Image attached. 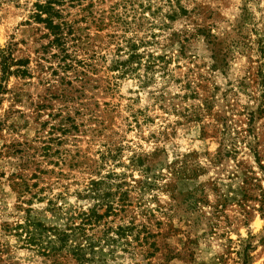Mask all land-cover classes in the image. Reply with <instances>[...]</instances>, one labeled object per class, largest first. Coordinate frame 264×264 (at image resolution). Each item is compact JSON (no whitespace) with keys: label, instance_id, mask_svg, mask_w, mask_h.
I'll use <instances>...</instances> for the list:
<instances>
[{"label":"rangeland","instance_id":"obj_1","mask_svg":"<svg viewBox=\"0 0 264 264\" xmlns=\"http://www.w3.org/2000/svg\"><path fill=\"white\" fill-rule=\"evenodd\" d=\"M34 1L0 0V48L27 61L0 72V264H56L14 227L63 226L91 179L128 203L111 224L154 234L101 264H264V0H85L63 12L68 53Z\"/></svg>","mask_w":264,"mask_h":264},{"label":"trees","instance_id":"obj_2","mask_svg":"<svg viewBox=\"0 0 264 264\" xmlns=\"http://www.w3.org/2000/svg\"><path fill=\"white\" fill-rule=\"evenodd\" d=\"M85 0H42L34 1L32 3L31 15L38 22H42L44 26L54 36L53 41L61 45V49L68 53L65 47L67 40L71 37V41H75L73 22L66 19L67 13L65 7L81 6ZM90 1V0H89ZM148 1V0H147ZM65 4V5H64ZM93 3L89 2L84 7L80 8L82 13L80 20L92 19L96 22L102 23L103 18L100 12L93 13L90 7ZM97 15V16H96ZM135 24V23H134ZM135 25L132 28L131 37L121 36L117 49L120 48L121 42L129 50V57L126 61H121L119 58L114 59V65L124 67V72L136 69L132 67V62L136 61L140 64L139 58L142 55L137 50V43L142 39L137 36ZM75 46L74 44L72 45ZM72 50H77L71 48ZM69 54H71L69 52ZM68 54V55H69ZM150 56V55H149ZM144 65L147 68L154 63L149 62ZM73 62V61H71ZM78 65H90L84 60L74 61ZM27 61L14 60L11 51L5 48H0V72L1 77L9 74L25 75L27 69L25 68ZM13 65L16 67L12 68ZM68 66H72L69 62ZM139 78V74L137 73ZM144 78H150L147 73L143 74ZM140 79V78H139ZM143 80V79H142ZM3 85L0 84V90ZM102 181L100 179H91L89 184L83 189L87 195L96 199V202L87 209H81L72 214L65 224L62 225H45L42 222L34 219L27 213L23 217V221L15 225V235L22 245L35 248L38 253L46 257H52L56 264H101L105 259L103 255H112V252L117 248L128 251L135 247V245L142 246L147 244V238H151L154 234L150 233L143 224L133 222L130 218L126 222L111 224L112 220H107L109 214H116L124 210V206L128 205L123 199H114L113 192H105L100 196V188L98 187ZM104 207L103 211L101 209ZM136 242V244H134ZM149 247L155 249L154 241L149 243Z\"/></svg>","mask_w":264,"mask_h":264}]
</instances>
